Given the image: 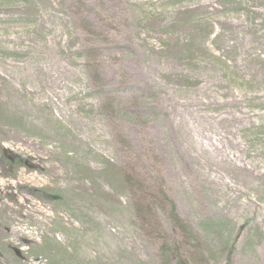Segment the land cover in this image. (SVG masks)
Listing matches in <instances>:
<instances>
[{"label": "rangeland", "instance_id": "obj_1", "mask_svg": "<svg viewBox=\"0 0 264 264\" xmlns=\"http://www.w3.org/2000/svg\"><path fill=\"white\" fill-rule=\"evenodd\" d=\"M0 264H264V0H0Z\"/></svg>", "mask_w": 264, "mask_h": 264}]
</instances>
